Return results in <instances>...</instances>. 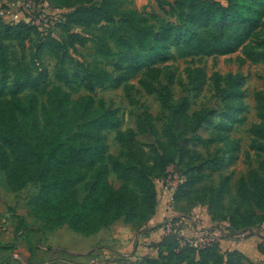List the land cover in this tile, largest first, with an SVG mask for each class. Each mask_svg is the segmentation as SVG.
Here are the masks:
<instances>
[{
  "label": "trees",
  "instance_id": "trees-1",
  "mask_svg": "<svg viewBox=\"0 0 264 264\" xmlns=\"http://www.w3.org/2000/svg\"><path fill=\"white\" fill-rule=\"evenodd\" d=\"M46 1L59 9L73 8L75 4V0ZM86 1L92 3L94 0ZM127 1L101 0L99 5L73 10L58 25L61 38L65 35L73 46L80 39L73 33L74 29L101 26L98 56L110 55L109 41L126 50L148 48L154 37L149 31L148 19L126 10ZM186 1L181 0L182 3ZM229 3V7L223 8L193 1L185 25L161 29L154 41L184 43L190 56H211L242 45L245 38H250L263 23L264 0H229ZM118 18L120 25H117ZM228 23L245 27L234 37L210 35L205 40H198L197 26L213 28ZM2 30L0 67L7 63L9 42L25 43L33 35H38L35 27L26 24L6 25ZM43 39L48 41L45 44L51 42L56 47L61 42L51 35ZM194 46L197 48L192 49ZM156 52L152 50L151 55ZM243 56L252 62L264 61V50L255 53L250 44H246ZM240 60L244 61V58ZM77 78L88 92L87 96L75 103L67 92L54 87L42 109L36 96L18 97L21 87L26 84L12 88L14 97L10 107L0 111V173L6 187L13 193L22 191L30 183H39L40 190L28 201L27 208L30 217L43 225V232H54L67 226L89 237L119 220L138 228L157 209L156 182L166 175L170 167L182 164L188 157L185 133L178 127L170 128L165 134L166 142L158 144L159 148L153 151L154 159L149 164L145 149L136 137L148 132L156 135L157 130L139 123L137 131H118L121 124L118 111L106 108L105 101L94 96L98 88L110 81L109 75L100 72L98 76L80 75ZM57 79L62 81L68 77L57 74ZM231 85L228 93L236 94V86ZM261 103L264 115V99ZM189 108V101L181 103L175 119L190 125L198 122L203 113L189 116ZM253 129L256 136L264 140V125ZM110 130L118 131V141L126 143L130 150L126 163L119 162L116 157L110 158L112 171L122 182L119 188L110 183L108 170L98 166L106 153L104 132ZM259 145L263 146V143ZM89 177L91 181L87 180ZM199 182L189 175L178 185L175 192L177 207L180 208L183 201H187L190 207L194 204L207 206L214 221H226L230 228L237 230L255 227L264 221V162L260 171H252L240 180L232 213L224 204L231 194L228 178L217 188H196ZM81 184L86 190L83 201L79 199ZM194 243L180 234H167L155 246L156 257L120 260L118 264H254L240 251L223 253L216 241L197 246ZM259 250L264 254V241Z\"/></svg>",
  "mask_w": 264,
  "mask_h": 264
},
{
  "label": "rangeland",
  "instance_id": "rangeland-1",
  "mask_svg": "<svg viewBox=\"0 0 264 264\" xmlns=\"http://www.w3.org/2000/svg\"><path fill=\"white\" fill-rule=\"evenodd\" d=\"M2 1L5 0H0ZM35 1L43 7L49 19L54 21L48 35H54L58 39L61 38L58 25L70 12L101 3V0H94L92 3L75 0L73 8L59 9L48 2L44 4L41 0ZM193 1L195 0L184 3L181 0H128L124 8L146 17L149 31L155 37L163 28L183 27ZM197 1L223 8L230 6L229 0ZM116 21L120 25V19ZM4 26L6 24L0 20V35ZM100 27L74 29L73 33L79 35L80 39L73 46L65 35H62L58 47L51 42L45 44L48 41L43 38L47 35L40 31L25 43L9 42L7 63L0 67V111L10 107L14 97L12 88L19 84L26 85L21 87L18 97L25 99L31 94L36 96L41 109L46 105L48 95L54 87L67 92L76 103L81 97L88 95L77 77H94L104 72L109 75L110 81L98 88L94 96L97 100L105 101L106 108L118 111L121 121L118 131H137L138 124L144 123L149 129L154 127L158 132L156 135L148 132L136 137V141L145 149L149 164L154 159L153 151L159 148L158 144L166 142L165 134L170 128L178 127L185 133L188 157L182 164L170 167L159 180L164 181L165 186L170 181L179 185L189 175H193L200 181L196 188L202 189L217 188L228 178L231 194L224 204L228 212L232 213L240 180L252 171H260L264 162V140H260L253 129L254 126L264 125L261 103L264 99V61L252 62L243 56L246 44H250L255 53L264 50V19L260 28L250 38H245L242 45L211 56H190L186 44H179L174 40L155 42L154 37L150 46L145 49L126 50L109 41L110 55L98 56L96 51L102 37ZM244 27L228 23L213 28L197 26L196 30L198 40H205L210 35L225 34L226 37H234ZM196 48L197 46L192 47ZM152 50L157 52L151 55ZM241 57L244 61L240 60ZM57 74H63L68 79L61 81L57 79ZM231 84L236 86V94L228 93ZM186 100L190 103L189 116L203 113L193 125L175 119L180 104ZM118 131L104 132L106 153L98 164L108 170L109 181L115 188H119L122 182L112 171L110 158L116 157L119 162L126 163L127 153L130 152L126 143L118 141ZM87 180L91 181V178ZM39 190V183L33 182L22 191L13 193L6 187L0 173V264H45L50 253H53L56 264H83L80 255L71 252L79 248L64 242L75 239L73 234L79 236L78 234L66 227L54 232H43V225L30 217L27 203ZM85 195L84 184H81L80 201H83ZM188 205L187 201H183L177 211L185 207L208 209L204 205ZM216 222L222 223L226 229V221ZM263 226L264 221L248 229L237 230L229 226L230 232L226 236L229 238L233 235V240L244 241ZM180 228L182 229V225ZM20 232L23 234L19 236ZM55 233L52 240L47 238ZM205 233L212 234L211 231ZM205 233L199 239L189 240L202 245L208 241ZM18 236L20 240L16 239ZM79 237L85 239L81 235ZM58 240L64 244L58 245L59 251H55L54 242ZM35 250L36 258L33 259L31 255ZM221 251L227 253L234 250ZM259 252L263 259L264 254L260 250ZM257 264H264V259Z\"/></svg>",
  "mask_w": 264,
  "mask_h": 264
},
{
  "label": "crops",
  "instance_id": "crops-1",
  "mask_svg": "<svg viewBox=\"0 0 264 264\" xmlns=\"http://www.w3.org/2000/svg\"><path fill=\"white\" fill-rule=\"evenodd\" d=\"M156 188L158 193V206L155 214L140 227L134 228L126 224L124 220H119L115 224L102 229L99 233L86 237L65 226L71 232L79 236L81 235L85 239H81V237L72 233L76 238L69 242H64L67 245L71 244L73 247L79 248V250H71V252H75V255H80L79 258L83 264H118L120 260L135 261L148 255L156 257L157 249L155 246L166 235L164 229L165 222L179 220L182 225V236L187 239H199L205 232L211 231L222 250L240 251L254 264L264 259H262L259 252V245L264 241V226L244 241L233 240V235L227 238L226 235L230 232L228 230L229 225L224 223L227 226L224 229L222 223L212 219L207 208L200 209L196 207L191 209L185 207L176 212H170L167 210V201L171 189L165 186L164 181L161 180L156 182ZM20 234L23 233L20 232L19 236ZM54 235L56 233L47 236V238H51L52 240ZM19 236L16 239L20 240L21 238ZM64 242L60 240L54 242L56 249L53 250L59 251L58 245H62ZM22 246L24 247V244ZM3 248L10 249V247ZM36 251L33 252L31 258H36ZM88 254H91V256H88ZM48 256L44 262L45 264L56 263L53 253H50ZM84 261H87V263Z\"/></svg>",
  "mask_w": 264,
  "mask_h": 264
},
{
  "label": "built area",
  "instance_id": "built-area-1",
  "mask_svg": "<svg viewBox=\"0 0 264 264\" xmlns=\"http://www.w3.org/2000/svg\"><path fill=\"white\" fill-rule=\"evenodd\" d=\"M46 4V0H41ZM0 20H2L6 25H17V24H26L35 27L38 31L43 34L48 35V32L51 31L52 26H54V21L49 19L48 15L44 12V9L41 5H38L35 0H17L10 1L5 0L0 2ZM55 37L54 35H51ZM171 189L170 195L167 201V210L170 212H176L177 206L175 201V192L178 187L177 184L168 182ZM181 223L179 220H169L165 222V232L167 234H180L182 235V229L180 228ZM204 236H207L208 240L202 245L209 244L215 240V237L209 233H205ZM196 246L200 245L197 241L194 243Z\"/></svg>",
  "mask_w": 264,
  "mask_h": 264
}]
</instances>
